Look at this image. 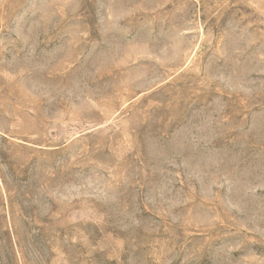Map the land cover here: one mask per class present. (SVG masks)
Listing matches in <instances>:
<instances>
[{
	"label": "rangeland",
	"instance_id": "obj_1",
	"mask_svg": "<svg viewBox=\"0 0 264 264\" xmlns=\"http://www.w3.org/2000/svg\"><path fill=\"white\" fill-rule=\"evenodd\" d=\"M0 264H264V0H0Z\"/></svg>",
	"mask_w": 264,
	"mask_h": 264
}]
</instances>
